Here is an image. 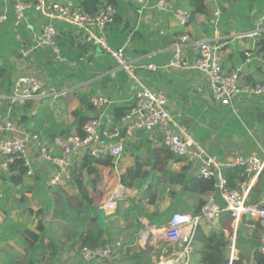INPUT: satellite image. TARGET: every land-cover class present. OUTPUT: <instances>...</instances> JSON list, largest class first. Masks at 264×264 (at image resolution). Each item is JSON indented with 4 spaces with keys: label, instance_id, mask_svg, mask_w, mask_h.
<instances>
[{
    "label": "crops",
    "instance_id": "1",
    "mask_svg": "<svg viewBox=\"0 0 264 264\" xmlns=\"http://www.w3.org/2000/svg\"><path fill=\"white\" fill-rule=\"evenodd\" d=\"M51 1L72 2L81 8V0ZM212 1L206 0L210 16L197 14L185 28L175 21L169 11L149 9L140 15L137 12L140 7L137 0H117L116 21L105 28L104 35L111 47H125L127 59L134 66L135 80L128 71L118 67L115 59L103 47L87 43L75 28L60 21L55 24L61 32L58 43L66 62L56 61L50 47L34 49L28 56H24L22 50L32 48L46 19L42 14L31 11L28 21L16 26L13 1L0 0V14L7 13L9 17L0 24V106L7 109V97L12 92L14 81L20 76L33 75L42 79L45 83L44 93L26 103L14 104L10 117L21 128L40 133L43 143L51 152L61 155V148L56 145L55 138L80 133L88 119L102 112L90 105L91 103H86L90 96L100 94L112 101L103 117L106 127L110 128L120 118L117 116L118 112L127 111L134 104L136 93L143 87H148L168 98L172 117L178 124L174 131L184 138L194 139L209 154L221 161L233 159L238 154L264 157V95L241 94L235 97L232 105L224 106L213 100L209 78L200 71L176 68L152 71L145 67L149 63L159 66L166 63L173 56L174 45L179 37L188 32L192 41L184 49L187 58L196 54L199 40L219 41L223 46L221 56L224 70L241 69L242 83H264V71L258 59L246 63L244 56L246 49H257L256 42L260 35L250 34L256 29L258 17L264 11L250 22L249 27H252L248 29L239 28L231 9H224L220 24L213 25L212 20L215 17ZM232 4L233 7L235 3ZM175 6L192 10L188 0H175ZM2 132L0 130V140ZM30 151L35 160L34 175H22L19 171L11 172L3 168L4 159L0 154V264H16L20 260V264H27L25 259L29 257L26 245L28 237L24 230L31 225L37 228L39 211H43L45 223H51L52 228L55 226L54 221L46 220V214L56 207L57 200H63L65 204L75 197L62 192V189L72 190L80 198L79 203L86 206L74 183L73 169L69 178L52 185L50 181L57 166L44 160L35 145L30 146ZM138 152L147 161L144 170L153 172L150 184L153 183L157 189L159 200L154 204L149 203L144 185L138 188L128 187L127 198L119 201L115 212L109 214L102 206L108 200L112 188L116 186L118 177L135 164ZM83 156L82 152L77 154L75 163L82 162ZM98 169L101 183L98 178L87 180V176L93 174L83 170L81 174L84 184L94 205L105 215L104 226L112 242L121 241L125 244V247H121L125 256L104 264H171V255H164L163 248L160 247L164 242L160 233L168 223L157 228L150 225L148 216L153 215L157 209H171V213H197L203 200L216 195L187 192L182 183L169 180V173H184L187 178L200 177V162L194 158L176 157L169 152L159 131L152 134L138 133L124 150L118 165L119 172L114 167L105 165H98ZM13 175L22 177L14 180ZM259 179L260 177L247 176L244 182H238V189L247 193L251 203L264 200V179ZM145 183L150 185L146 180ZM58 192L60 198L55 196ZM26 208H30L29 213H9V210L23 211ZM24 215L31 218L23 219ZM93 219L96 222L97 216ZM229 222L228 218L221 216L214 222L202 223L198 230L200 233H196L193 241L189 255L190 264H204L203 251L207 244L204 238L212 234L229 241L224 249L225 258L227 247L235 243L230 264L240 255L245 257L244 264H257L254 259V234L259 236L257 241L260 248L264 241V225L256 224L251 219H243L238 224L232 221L231 233L227 227ZM239 227L241 243L238 248L236 241ZM68 235L70 236L69 233ZM50 240L53 238H45L46 242ZM138 244L143 246L144 251L135 250ZM76 248H70V243L68 249L62 246V253L54 259L53 264H80L81 257L77 256Z\"/></svg>",
    "mask_w": 264,
    "mask_h": 264
},
{
    "label": "built area",
    "instance_id": "2",
    "mask_svg": "<svg viewBox=\"0 0 264 264\" xmlns=\"http://www.w3.org/2000/svg\"><path fill=\"white\" fill-rule=\"evenodd\" d=\"M15 25L19 26L28 21L31 11L45 17L42 31L35 39L31 49L22 50L28 56L34 49L50 47L54 51L55 60L61 63L67 61L62 48L58 43L61 36L55 22L60 21L75 28L84 36L89 44L103 47L115 59L119 68L125 69L136 80L134 66L127 59L125 47L113 48L110 46L104 30L116 21L117 8L112 3L99 6L95 13H90L76 7L74 3H60L51 0H12ZM140 7L137 12L142 15L149 9L169 11L175 21L182 27H187L193 20L192 10L175 6V0H137ZM218 21L222 12L215 11ZM8 14H0V24L8 20ZM214 19V20H215ZM264 33V12L258 17V25L250 34L259 36ZM192 41V37L185 32L174 45L173 56L163 65L149 63L148 70L157 71L162 68L193 69L200 71L209 78L212 98L224 106L232 105L238 95H264V83L261 81L242 83L241 69L226 71L222 62V44L219 41L201 39L197 42L196 54L187 58L184 49ZM254 48L244 51L245 62L251 63L255 58L260 62L264 71V55H257ZM115 76V74H113ZM45 83L33 75H24L17 78L12 86V92L7 97L9 105L4 110L0 106V117L3 133L0 140V154L4 161L3 168L9 170L10 163L20 160L27 168V175H34L35 160L30 151V146L35 145L44 160L57 166L51 179L52 185L59 184L63 179L69 178L75 165V156L87 153L93 158L113 157L114 170L119 172L118 165L123 157L126 146L132 142L138 133L152 134L159 131L163 136V143L169 152L176 157L194 158L200 162V177H216L221 193L227 206L221 207L215 196L208 199L197 213L176 211L171 216L168 224L160 233L165 243L164 255H171V264H190L189 255L197 230L203 222H214L225 212H230L233 221L238 224L243 219L259 221L264 225V200L251 203L248 195L240 189L230 187L224 176L226 169L240 167L242 175L260 177L264 176V157L259 155L245 156L238 154L233 159L221 161L216 156L209 154L192 138H184L174 131L178 126L172 117L168 98L148 87H143L138 93L134 104L110 128L106 127L103 117L110 108L112 101L103 95L89 97L91 105L102 111L98 116L88 119L82 128V133L69 134L65 137L55 138V143L61 148V155H56L43 143L40 133H34L21 128L11 120V111L14 104H23L28 100L44 93ZM1 100V95H0ZM128 196V187L118 177L116 186L110 191L108 200L102 208L109 214L115 212L119 201ZM122 243H107L91 247L88 245L76 248V253L86 262L91 264L100 261H111L116 250ZM235 246V243L232 245ZM126 250V248L124 249ZM264 255V241L260 247ZM171 259V260H172Z\"/></svg>",
    "mask_w": 264,
    "mask_h": 264
},
{
    "label": "trees",
    "instance_id": "3",
    "mask_svg": "<svg viewBox=\"0 0 264 264\" xmlns=\"http://www.w3.org/2000/svg\"><path fill=\"white\" fill-rule=\"evenodd\" d=\"M105 3H112L116 6L117 0H81L80 6L85 11H88L90 13H95L99 6ZM189 5L192 8V14L193 18L197 14H204L207 16H210V11L207 5L206 0H188ZM261 12L264 10V0L261 1ZM214 17L215 14L213 13ZM257 49L256 54L257 55H264V33H260V36L256 42ZM85 100V99H84ZM87 104H90L89 99L86 101ZM91 105V104H90ZM130 109V108H129ZM128 109V110H129ZM127 110V111H128ZM120 111L118 112V117H121L124 113ZM83 125V124H82ZM83 128V127H82ZM81 131V129L79 130ZM82 133V131L80 132ZM174 155V154H173ZM147 164L146 160H143V156L141 152H138L136 155V161L135 164L128 168L126 172L120 176L121 181L124 182L127 187L129 188H138L141 186H146V194L149 198L148 202L151 204L156 203L159 200V193L157 189H155L154 184L146 185L145 180L147 176L149 175V171L144 170V166ZM98 165L100 166H115V162L113 157H105V158H99L95 159L89 156L87 153L84 154L83 160L80 163H75V167L73 168V180L77 187V190L79 191V194L81 196V200L85 202L86 205V218L89 220L88 225L81 231L76 232V229L70 230V248H76L81 246H91V247H97L101 245H105L107 243H112V238L110 234H108L107 228H105V215L102 211L98 209L97 206L94 205L93 201L90 199V193L87 190L84 181H83V175L81 172L83 170H86L88 174H95L99 172ZM9 171L16 172L19 171L22 175L27 174V168L23 164L22 161L17 160L12 163H10ZM243 169L240 167L233 168V169H226L224 171V176L227 180V183L230 187H238V182H244L247 178L246 175H242ZM169 180L172 182L177 181L178 183L183 184V188L187 192H199L203 194L207 193H216V188L218 185V180L216 177H190L187 178V175L184 173H169ZM22 176H14V180H18ZM260 179H264V176H260ZM259 179V180H260ZM207 202V200H203L200 207L198 208V211L201 210L202 206ZM172 210H160L157 209L153 213V215H149V223L152 226H155L157 228H161L162 226L166 225L168 221L170 220L173 213H171ZM43 211H39L37 213L38 222H37V230L40 232V238L38 240V237L36 241L31 242L29 239L26 242L27 245V255L28 258L25 259L27 261V264H53V261L59 254L62 253V246H64L61 242H57L55 238L51 236V223H45L44 218L42 217ZM97 216V221H94V217ZM222 217L228 218L230 221L227 227L230 229L231 233L233 232V228L230 225V223L233 221V217L231 213L227 212L222 215ZM256 224L260 225V222L256 221ZM199 230V229H198ZM200 233V231H198ZM39 236V235H38ZM49 236L50 238H53V240H50L48 242L45 241V238ZM196 236V235H195ZM255 241L253 246L254 249V259L256 260L257 264H264V255L262 254L259 246L258 234H254ZM196 238V237H195ZM204 240L207 241L206 249L203 251L204 256L202 258V263L204 264H230V261L225 258L224 255V249L229 244V241H226L225 238L221 236H216L215 234H212L210 237L204 238ZM240 227L237 232V241H236V247H240ZM77 247V248H78ZM78 254V253H77ZM77 256L80 257V254ZM24 260V259H23ZM245 257L240 255L238 259H234L232 261V264H244ZM81 258V263H86ZM20 261H16V264H20ZM106 261H100V262H94L91 264H104Z\"/></svg>",
    "mask_w": 264,
    "mask_h": 264
},
{
    "label": "rangeland",
    "instance_id": "4",
    "mask_svg": "<svg viewBox=\"0 0 264 264\" xmlns=\"http://www.w3.org/2000/svg\"><path fill=\"white\" fill-rule=\"evenodd\" d=\"M232 3H235V5L233 7H232V5H233ZM211 7L214 8V13H215V11L220 9L222 14H223L224 9L227 11L229 9H231L232 12L234 13V16L236 18V21H237L240 29H248V28L252 27V25L249 27L250 22L262 11L260 0L212 1ZM211 7H210V10H211ZM222 14L219 17L218 21L216 19L212 20L213 25L220 24L221 17L223 16ZM107 175H110V173H107ZM92 177H93V179L98 178L99 182L101 183L100 172L98 174L89 175V176H87L86 179L92 181ZM59 186H61V185H59ZM59 186H56V187H59ZM69 189H71V188H69ZM98 190L103 191L102 189H98ZM63 191L67 195L71 194V197L75 196L74 199L72 201H68V203H65V204L63 203V200L62 201L57 200L56 201V207L50 213L46 214V220L48 222H51V221L55 222L54 223L55 226H53V228L51 227L53 230L51 233V236L53 238H55V240L57 242H61L64 245L65 249H68V246L70 243V237H69L68 233L70 234V230H72V229L74 230V228L76 229V232L83 230L88 225L89 220H87V218H86V211L85 210L87 207L86 206L84 207V205L79 203L80 198L78 199V195L76 193H74L72 190H67L66 188L64 190L62 189V192ZM60 192L55 193V196L60 198ZM36 206H37V204H36ZM29 209L30 208H26L23 211L17 210V209L12 210V211L9 210V213H11L13 211H15L16 213H18V212L29 213ZM225 213H227V212H225ZM29 218H31L29 215L23 216V219H29ZM17 219L20 221V216L18 214H17ZM21 223L23 224L24 222H21ZM67 229H68V231H67ZM24 232L26 233V236L28 237V239L31 242H34L40 233V232H38L37 228L36 227L33 228L32 225L25 228ZM120 242L121 241H118L116 243H120ZM122 245H123V247H125V244L122 243ZM143 245H146V244H143ZM160 247L164 248L165 243L162 242ZM145 249H147V248H145ZM135 250L144 251V248H143V246L138 244L136 246ZM122 256H125V255L122 254V249L119 247L116 250L115 257L109 262H112L118 258H121ZM76 262H77V259H76ZM58 264H59V262H58ZM142 264H145V263L143 262Z\"/></svg>",
    "mask_w": 264,
    "mask_h": 264
},
{
    "label": "water",
    "instance_id": "5",
    "mask_svg": "<svg viewBox=\"0 0 264 264\" xmlns=\"http://www.w3.org/2000/svg\"><path fill=\"white\" fill-rule=\"evenodd\" d=\"M152 179H153V172H150L148 178L146 179V182L150 184L152 182ZM215 200L221 207L225 208L227 206V202L225 201L221 193V186L219 185H217L216 188ZM232 252H233V246L229 245L226 249V258L229 261L232 259Z\"/></svg>",
    "mask_w": 264,
    "mask_h": 264
}]
</instances>
